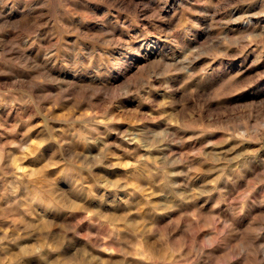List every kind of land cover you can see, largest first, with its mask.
I'll list each match as a JSON object with an SVG mask.
<instances>
[{
    "label": "rangeland",
    "instance_id": "rangeland-1",
    "mask_svg": "<svg viewBox=\"0 0 264 264\" xmlns=\"http://www.w3.org/2000/svg\"><path fill=\"white\" fill-rule=\"evenodd\" d=\"M0 264H264V0H0Z\"/></svg>",
    "mask_w": 264,
    "mask_h": 264
}]
</instances>
